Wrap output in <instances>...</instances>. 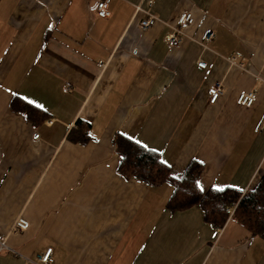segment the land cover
I'll return each instance as SVG.
<instances>
[{"label":"crops","instance_id":"obj_1","mask_svg":"<svg viewBox=\"0 0 264 264\" xmlns=\"http://www.w3.org/2000/svg\"><path fill=\"white\" fill-rule=\"evenodd\" d=\"M94 1L0 0V237L9 248L0 264H44L49 249L45 264H264V237L231 218L217 230L200 206L171 212L173 186L122 176L114 143L122 135L157 152L176 179L200 162L203 192L255 189L264 0H112L107 18L90 10ZM138 5L159 19L146 31ZM187 12L186 39L168 48ZM208 28L215 38L204 49ZM217 84L224 93L212 104ZM253 91L251 108L238 104ZM14 98L43 115L12 109ZM79 122L90 126L87 143L69 139Z\"/></svg>","mask_w":264,"mask_h":264},{"label":"trees","instance_id":"obj_2","mask_svg":"<svg viewBox=\"0 0 264 264\" xmlns=\"http://www.w3.org/2000/svg\"><path fill=\"white\" fill-rule=\"evenodd\" d=\"M11 107L26 114L32 120H36L42 114L39 109L19 98L13 99ZM79 124L80 133L72 132L69 139L77 143H87L90 140V126L83 122ZM114 143L122 158L118 170L122 176L134 177L152 187L165 183L173 186V194L167 204L171 212L186 211L194 206H200L205 213V221L217 230H221L231 218L247 228L253 236L264 237V179L255 189L245 194L232 188L210 189L203 192L198 186V179L204 169L200 162H192L183 177L176 179L157 152L122 135H118ZM235 205L237 207L230 216L229 210Z\"/></svg>","mask_w":264,"mask_h":264},{"label":"built area","instance_id":"obj_3","mask_svg":"<svg viewBox=\"0 0 264 264\" xmlns=\"http://www.w3.org/2000/svg\"><path fill=\"white\" fill-rule=\"evenodd\" d=\"M112 0H95L93 4L90 6V10L92 12H95L99 17L101 18H107L110 16V11H109V4ZM154 0H150V5H152ZM137 12H143L145 13L146 17L141 21L140 28L144 31L148 30L152 26L156 24V22L159 21V19L151 13L149 10H145L142 8L141 5H138L136 7ZM194 23V18L193 15L190 12H187L182 15L180 18L178 24L176 26L171 27V31L165 36V43L168 48H173L176 46H179L184 39H186V29L191 26ZM215 38V31L212 28L205 29L201 35L200 39V45L204 49H208L210 43L214 40ZM192 40V38H189ZM230 63L233 66H236L240 68L241 70H247V66L249 64H246V62L243 60L240 63L236 62L235 59H230ZM198 67L205 69L207 67V63L205 61H199L198 62ZM211 98H210V103L214 104L217 102V100L223 96V87L221 84L215 85L213 88L210 89L209 91ZM257 99V92H249V93H242L238 96L237 102L239 105L244 106L246 108H251L255 101ZM35 139L39 138V135H36L34 137ZM237 205H235L234 208L229 210L230 216L233 215ZM17 226L21 229H27L29 227V223L20 220L17 223ZM4 249H9L6 245V239L4 237H0V250ZM52 252V249H49L47 253L43 256L40 257V261L42 263H47L49 260V256ZM15 253V252H14Z\"/></svg>","mask_w":264,"mask_h":264},{"label":"snow or ice","instance_id":"obj_4","mask_svg":"<svg viewBox=\"0 0 264 264\" xmlns=\"http://www.w3.org/2000/svg\"><path fill=\"white\" fill-rule=\"evenodd\" d=\"M29 103H32L31 101H29ZM38 107H42V106H38ZM146 147V146H145Z\"/></svg>","mask_w":264,"mask_h":264}]
</instances>
